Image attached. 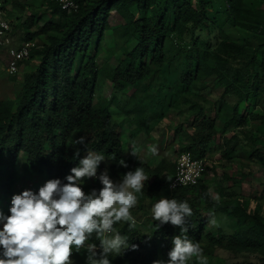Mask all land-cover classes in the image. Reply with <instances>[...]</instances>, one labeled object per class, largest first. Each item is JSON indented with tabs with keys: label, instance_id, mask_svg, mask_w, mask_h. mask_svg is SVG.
<instances>
[{
	"label": "trees",
	"instance_id": "obj_1",
	"mask_svg": "<svg viewBox=\"0 0 264 264\" xmlns=\"http://www.w3.org/2000/svg\"><path fill=\"white\" fill-rule=\"evenodd\" d=\"M215 1L76 0L78 8L66 10L58 0H43L33 8L24 40L44 35V41L22 62L36 66L24 74L19 96L0 99V211L10 215L13 188L22 177L31 181L33 192L50 179L67 183L89 149L106 157L98 173L143 167L154 176L138 194L142 202L149 197L145 227L119 230L130 245H138L125 251L128 263L168 259L180 228L170 223L158 228L152 219L151 207L161 196L192 208L186 235L203 244L208 262L218 248L264 262V204L239 191L245 174L227 186L213 185L204 175L195 185L170 189L174 165L152 168L126 156L125 121L134 125L133 137L144 132L167 139L173 132L180 152L197 158L207 157L218 136L225 160L244 154L264 166V0H222L218 8ZM112 11L124 22L113 26ZM36 21L43 22L31 31ZM105 43L116 56L114 65L98 62ZM9 59L1 49L0 64L8 66ZM101 79L112 83L108 100H96ZM169 113L179 118L177 123L165 120ZM81 136L85 143L77 144ZM76 149L80 156L73 159ZM120 159L129 167L119 166ZM223 178L231 176L223 173ZM101 186L98 179H88L83 188L90 192ZM210 213L222 214L217 236L205 231ZM89 243L99 242L93 235ZM72 258L85 264L86 253Z\"/></svg>",
	"mask_w": 264,
	"mask_h": 264
},
{
	"label": "clouds",
	"instance_id": "obj_2",
	"mask_svg": "<svg viewBox=\"0 0 264 264\" xmlns=\"http://www.w3.org/2000/svg\"><path fill=\"white\" fill-rule=\"evenodd\" d=\"M76 143L84 144L85 137ZM149 151L155 155L158 150L153 146ZM131 154L137 157L134 146ZM79 156L80 150L76 149L73 159ZM111 160H116L115 153ZM103 161V153L88 149L66 177L67 183L50 179L38 192L14 194L10 215L0 211V264H74L71 258L82 250L86 253L85 264H112L110 257L120 256L129 248L137 250L138 245H130L115 225L125 223L129 231L136 228L137 219L131 209L137 206V194L142 193L149 177L143 167H136L114 181L107 168L98 175ZM117 163L129 167L123 159ZM88 179H98L102 187L86 193L83 185ZM151 214L159 222L158 228L169 223L180 228V234L172 238L168 259L154 260L153 264H189L193 258L196 264H208L200 243L186 235L188 219L193 215L186 201L161 196L152 205ZM209 223L219 226L214 213H210ZM93 235L98 244L89 243Z\"/></svg>",
	"mask_w": 264,
	"mask_h": 264
},
{
	"label": "rangeland",
	"instance_id": "obj_3",
	"mask_svg": "<svg viewBox=\"0 0 264 264\" xmlns=\"http://www.w3.org/2000/svg\"><path fill=\"white\" fill-rule=\"evenodd\" d=\"M5 6L6 13L8 18L11 20L12 24V31H11V38L12 44L14 46H19L25 42V34L27 24L25 23L26 17L28 14L31 13L33 8L40 7L43 0H17L19 3L24 4L26 8H23L21 4H15V0H1ZM222 3V0L215 1V8L219 7V4ZM49 15H45L44 17L47 19ZM110 23L113 26H117L124 22L121 15H119L116 11H112L110 16ZM43 21H36L33 25L30 26V30L34 31L37 28L38 24H42ZM241 33L245 36H248L249 33L240 30ZM35 41L37 45H41L44 41V35L36 37ZM114 42L110 41L109 45H113ZM105 50L107 49L108 43L104 44ZM115 57L113 56L110 50L103 51L98 56L99 63H109V65H114ZM36 66V62L32 61L31 63L21 62L19 70L15 74H11L8 70L7 65L0 64V99H8V98H15L19 96L21 92L22 86V79L24 74L34 69ZM112 91V83L108 79H101L99 90L96 93V100H108L111 96ZM120 117L119 113H116V116ZM167 122H173V124L177 123L179 118H177L174 113H169L165 119ZM134 125H131L128 122H124L123 126V136L125 140L126 146V156L132 157L137 162L145 163L152 168L158 166V164H164L165 166L176 165V160L181 153L179 149V142L180 139L178 136L172 135L173 132L166 134L168 136L167 139L163 137V134H150L146 135L144 132H141L137 137H133L131 135V131ZM133 146L137 152V157L131 154L133 150ZM157 148V154L153 155L149 149L150 147ZM221 144L219 137L217 136L214 140V144L212 149L207 154L206 165L207 171L205 174V181H210L213 185H216L218 182H221L225 186L233 184L234 180L233 177H239L245 174V178L238 184V189L240 192L245 194L246 196L253 197L254 199L259 200L262 204H264V166L260 161L257 160H247L244 154H240L234 158V160L227 161L221 157L220 154ZM22 161L19 162V170H22ZM168 168V167H167ZM104 170H99L98 175L103 172ZM168 170L166 169L163 176L168 175ZM223 173L226 175L231 176V178L225 180L223 178ZM124 173L117 172L114 175H110L111 179L114 181H119ZM148 182H152L154 179L153 175H149ZM30 180L26 177H22L17 184L13 188V195L20 194L24 190H32L30 185ZM102 187V186H101ZM215 191L212 190V193ZM87 193V192H86ZM215 194V193H214ZM12 195V196H13ZM138 195V194H137ZM148 198L146 201H141L138 195V204L136 207L131 209L132 215L137 219V226L145 227V213L147 210V203ZM217 216H222V214L215 215L217 220ZM210 219V217H209ZM221 224L226 227V229L230 230L224 221ZM127 225L125 223L117 224L115 227L117 231H119L122 226ZM206 233L213 232L216 236L218 235L217 226H213L209 223L206 225L205 229ZM122 235V233H120ZM206 240V239H205ZM201 244V248H202ZM125 253V252H124ZM125 255L122 254L120 256L111 257L112 263L118 264H130L126 261ZM74 264L77 263L73 258H71ZM195 258L189 262V264H194ZM240 262H253L255 264H264L261 260L255 255H249L248 253H240V254H232L226 251L223 248H218L215 252V255L209 259L208 264H239Z\"/></svg>",
	"mask_w": 264,
	"mask_h": 264
},
{
	"label": "built area",
	"instance_id": "obj_4",
	"mask_svg": "<svg viewBox=\"0 0 264 264\" xmlns=\"http://www.w3.org/2000/svg\"><path fill=\"white\" fill-rule=\"evenodd\" d=\"M58 1L63 9L76 10L78 8L76 0ZM11 31V20L8 18L5 6L0 0V61L1 49L5 48L10 58L7 66L8 70L11 74H15L18 72L21 62L29 58L32 50L37 47V42L34 40L25 41L19 46H14ZM206 171L207 165L204 158L194 157L190 151H182L177 157L175 173L169 183V188L175 189L195 185L204 177ZM173 184L175 188H172L171 185Z\"/></svg>",
	"mask_w": 264,
	"mask_h": 264
}]
</instances>
